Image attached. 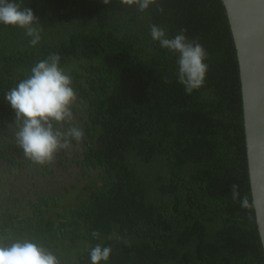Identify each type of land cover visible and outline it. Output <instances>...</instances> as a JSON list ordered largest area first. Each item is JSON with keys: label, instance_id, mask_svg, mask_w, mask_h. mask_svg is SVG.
I'll list each match as a JSON object with an SVG mask.
<instances>
[{"label": "trees", "instance_id": "1", "mask_svg": "<svg viewBox=\"0 0 264 264\" xmlns=\"http://www.w3.org/2000/svg\"><path fill=\"white\" fill-rule=\"evenodd\" d=\"M22 6L43 31L31 46L23 29L0 24V242L34 240L62 264H91L97 243L113 249L106 264H264L223 1L156 0L143 12L122 0ZM152 24L204 46L201 88L187 94L177 82V56L151 39ZM53 53L72 77L73 123L85 135L37 166L16 144L5 93ZM69 166L81 182L58 181ZM232 183L252 207L233 201Z\"/></svg>", "mask_w": 264, "mask_h": 264}, {"label": "clouds", "instance_id": "2", "mask_svg": "<svg viewBox=\"0 0 264 264\" xmlns=\"http://www.w3.org/2000/svg\"><path fill=\"white\" fill-rule=\"evenodd\" d=\"M107 5L109 0H102ZM122 3L137 5L143 12L156 0H122ZM23 0H0V24L15 26L30 37V45L41 40L43 29L39 19L30 7H23ZM157 11L163 8L157 5ZM185 29L169 37L166 28L150 25V36L160 47L177 56V82L183 85L187 94L204 85L209 65L208 53L198 39L189 40ZM61 57L53 53L38 60L30 69V74L19 80L5 93V99L15 113V141L24 156L37 166H47L55 162L59 152H70L80 146L83 129L76 126L72 106L77 100L70 74L60 66ZM167 81V78H166ZM63 125H68L62 130ZM83 148H81V151ZM233 201H239L242 208H250L247 195H241L240 185H230ZM258 203V202H257ZM91 236L101 239V233L94 230ZM264 247V240L260 241ZM91 264H102L109 260L111 246L97 243L88 250ZM0 264H62L60 257L42 243L30 239H18L11 243L0 242Z\"/></svg>", "mask_w": 264, "mask_h": 264}, {"label": "water", "instance_id": "3", "mask_svg": "<svg viewBox=\"0 0 264 264\" xmlns=\"http://www.w3.org/2000/svg\"><path fill=\"white\" fill-rule=\"evenodd\" d=\"M222 1L237 53L252 203L264 240V0Z\"/></svg>", "mask_w": 264, "mask_h": 264}, {"label": "rangeland", "instance_id": "4", "mask_svg": "<svg viewBox=\"0 0 264 264\" xmlns=\"http://www.w3.org/2000/svg\"><path fill=\"white\" fill-rule=\"evenodd\" d=\"M54 167H56V165ZM60 174L61 176L57 177L59 182L71 184V183H78L82 181V177L80 176L79 170L73 166H69V169L67 172L60 173Z\"/></svg>", "mask_w": 264, "mask_h": 264}]
</instances>
